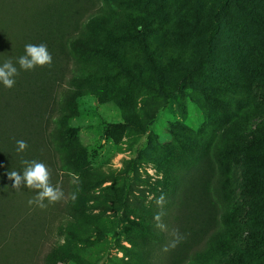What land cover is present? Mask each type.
I'll return each instance as SVG.
<instances>
[{"label":"rangeland","instance_id":"obj_1","mask_svg":"<svg viewBox=\"0 0 264 264\" xmlns=\"http://www.w3.org/2000/svg\"><path fill=\"white\" fill-rule=\"evenodd\" d=\"M92 1L108 31L83 32L105 53L82 58L95 73L74 69L64 87L80 93L76 110L51 128L64 198L41 209L28 204L36 190L0 185V264H44L54 246L67 264H138L144 222L159 211L167 226L181 207L173 170L203 162L227 184L216 200L223 241L192 264H264V0H229L221 13L223 0ZM32 2L0 0V36Z\"/></svg>","mask_w":264,"mask_h":264},{"label":"trees","instance_id":"obj_2","mask_svg":"<svg viewBox=\"0 0 264 264\" xmlns=\"http://www.w3.org/2000/svg\"><path fill=\"white\" fill-rule=\"evenodd\" d=\"M228 2L223 0L219 6L220 13ZM107 22L105 10L92 0H33L30 13L19 21L15 35L7 34L3 38L1 34L5 41L0 44V65L11 58L19 70L16 61L25 54V45L29 43L47 45L52 56L50 66H38L31 71L19 70L11 89L0 83L1 186L9 187L14 183L8 179L9 171L22 174L26 167L22 160L43 162L50 171V183L57 181L56 158L59 159V151L64 145L59 141L55 146L54 138L57 135L56 130L52 132V121L57 119L66 123L71 119L70 113L76 110L80 93L64 87L67 82L75 83L79 77L74 74V69L80 74L95 73L82 58L105 53L100 40L84 35L83 27L86 26L89 32L96 31L98 27L108 31ZM205 45L207 53L213 55L211 46ZM60 94L62 103L59 101ZM240 116L245 114L241 112ZM258 122L259 126L261 121ZM236 127L240 128L239 122L225 129L220 136L223 142ZM260 130L264 135V123ZM17 140L27 142L28 147L22 153H17ZM61 155L66 161L69 159L68 153ZM197 168H182L177 164L173 170L169 181L180 187L181 207L170 218L165 230L155 227V220L144 222L146 235L134 240L138 264H192L191 259L196 263L201 262L207 254L217 253L221 249L223 235L216 200L223 202V189L225 192L227 190L225 177L222 174L215 177L210 173L207 162L200 163ZM176 190L173 187L169 193ZM177 229L183 239L174 248L163 251V247L173 239V230ZM228 247L226 243L222 246L226 250ZM43 263L67 264V261L61 249L54 246Z\"/></svg>","mask_w":264,"mask_h":264},{"label":"clouds","instance_id":"obj_3","mask_svg":"<svg viewBox=\"0 0 264 264\" xmlns=\"http://www.w3.org/2000/svg\"><path fill=\"white\" fill-rule=\"evenodd\" d=\"M19 65V70L31 71L36 67L50 66L52 63V56L47 50V45L45 44H26L25 54L19 57L16 61ZM18 68L13 64L11 58L6 60L2 65H0V83L4 87L11 89L15 85V77L19 75ZM17 153L24 152L28 145L24 140H17ZM22 163L26 167L21 172L11 170L7 173L8 179L14 181L12 188L15 190H20L22 186H26L27 189L36 190L37 194L33 199L28 201L29 205L35 204L41 209L46 208L48 205L54 204L64 198V193L59 187H54L50 183V171L48 167L40 161L37 160H22ZM71 198L75 200L77 198L76 193L71 194ZM47 201V204L45 203ZM156 203L159 207H163L165 203V197L161 195ZM162 212H158L154 216L156 221L155 227L165 230L166 226L162 223ZM173 239L169 244L163 247V251H168L169 248H174L177 243L183 237L179 233V230H173Z\"/></svg>","mask_w":264,"mask_h":264}]
</instances>
